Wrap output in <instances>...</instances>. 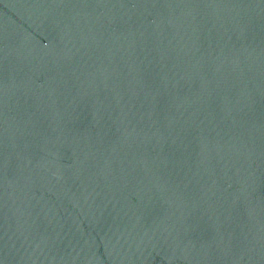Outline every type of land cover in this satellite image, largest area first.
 Wrapping results in <instances>:
<instances>
[{
    "label": "water",
    "instance_id": "obj_1",
    "mask_svg": "<svg viewBox=\"0 0 264 264\" xmlns=\"http://www.w3.org/2000/svg\"><path fill=\"white\" fill-rule=\"evenodd\" d=\"M0 264H264V0H0Z\"/></svg>",
    "mask_w": 264,
    "mask_h": 264
}]
</instances>
